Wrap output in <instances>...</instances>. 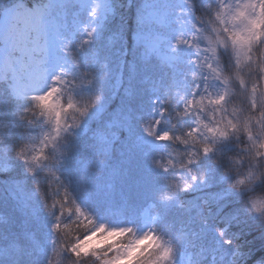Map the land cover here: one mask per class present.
I'll return each mask as SVG.
<instances>
[{"label":"trees","instance_id":"trees-1","mask_svg":"<svg viewBox=\"0 0 264 264\" xmlns=\"http://www.w3.org/2000/svg\"><path fill=\"white\" fill-rule=\"evenodd\" d=\"M10 1L0 0V11ZM108 1L110 13L94 34L76 25L61 28L49 51L62 66L60 77L46 87L48 104L40 103L39 96L16 98L8 83L0 81V264H74L60 247L69 240L65 225L71 211H49L53 186L72 196L76 210L84 206L106 222L132 223L135 229L149 209L157 218L158 238L151 248L141 247L132 264H173L184 249L191 254L189 264H264V199L251 195L264 187V173L252 163L264 143V126L252 119L236 66L226 107L241 135L214 141L218 163L192 162L194 142L184 144L185 150L181 145L188 141L184 132L193 126L195 114L189 118L178 112L181 96L202 83L204 75L182 47L168 66L155 55L145 57L137 38L157 36L170 45L180 22L194 33L193 11L186 13L175 0ZM155 2L165 5L164 22L146 18L151 7L145 5ZM65 6L55 7L56 18L65 17ZM259 43L248 37L234 49L241 59L238 75L249 85L264 64ZM156 99L166 110L163 118L152 112ZM52 105L70 130L61 158L43 145L44 107ZM152 118L162 119L159 128L170 130L174 139L142 150V130ZM246 127L252 129V141ZM103 149L110 160L97 170L91 157ZM165 160H175L178 170L162 174ZM222 169L227 170L222 174ZM245 171L243 183H233ZM164 242L169 243L167 259Z\"/></svg>","mask_w":264,"mask_h":264},{"label":"rangeland","instance_id":"rangeland-1","mask_svg":"<svg viewBox=\"0 0 264 264\" xmlns=\"http://www.w3.org/2000/svg\"><path fill=\"white\" fill-rule=\"evenodd\" d=\"M29 0H11L9 5L0 11V81L8 83L10 91L20 99L36 98L47 85L61 75L62 61L59 58L50 56V48L57 43V36L60 30L67 25H76L82 30L91 32L99 28L101 23L110 13L108 0H32L30 7L26 10L25 3ZM177 4L186 13H192L190 0H175ZM66 3V15L64 18L57 19L53 16V5L60 8ZM262 0H231V14L226 18L223 27L228 32L229 37L242 41L252 40L261 41L264 39V31L260 28V18L264 12L261 11L260 4ZM165 5L155 2L153 5L146 4L145 7H151L147 10L146 18L151 22H164L166 20L167 10ZM34 13V19H26L23 14ZM255 21V24H253ZM194 33H188L184 23H179L174 32V42L170 45L162 44L159 37H138L141 42L144 56L160 57L165 63L171 65L176 59V52L180 47L183 48L187 59L200 66V57L197 51L192 47L193 41L190 39ZM215 91L212 87V93ZM152 105V112L159 116L162 110V104ZM55 106L44 107L45 127L43 132V145L50 148L59 158L64 152V140L70 132L65 127L60 114ZM152 118L143 128L140 137V146L142 150L154 149L158 141L146 134L145 129L158 132L167 131L161 129ZM110 160L107 150H100L99 153L91 157V161L97 170H101ZM84 213L95 216L101 221L102 217L94 215L87 207H80ZM146 209L141 213L140 226L135 229L132 223L115 224L107 222L114 228L131 229L130 233L133 242L146 237H151L152 241L157 240L155 223L157 218ZM51 240H54L53 231L50 232ZM162 253H169V243L162 244ZM123 258V257H121ZM191 254L184 249L178 259L173 264H189ZM252 264H262L254 262Z\"/></svg>","mask_w":264,"mask_h":264},{"label":"clouds","instance_id":"clouds-1","mask_svg":"<svg viewBox=\"0 0 264 264\" xmlns=\"http://www.w3.org/2000/svg\"><path fill=\"white\" fill-rule=\"evenodd\" d=\"M262 3H264V0H262ZM230 4L231 0H192L191 3L193 10L191 27L194 35L190 39L193 41L192 47L200 57V72L208 77L210 87L214 86L213 95L224 92L223 85L217 83L215 79L217 73H219L221 78H227L230 82L236 66L232 40L229 39L228 32L223 27L224 21L231 14ZM259 48L264 50V39H261ZM260 75L264 74L259 73ZM192 90L194 91L195 88L193 87ZM37 99L42 104H48L50 100L48 90H44ZM218 116L221 120L230 119L235 122L236 119L234 114L228 111L227 107ZM208 119H211V117L209 116ZM195 125L196 121L194 120L191 127ZM189 128L184 132V136L188 138V141H183L181 150H185L184 144L189 141L194 142L196 157H189L192 162L202 163L205 160H212L213 163H218L213 159L214 141L208 136V133L202 130L200 136H203L204 139L199 137L191 139L186 135ZM240 135L239 131L230 132L229 137L238 139ZM170 142L171 140L167 144ZM206 146L212 149L207 155L203 152ZM260 147L261 151L258 157L252 163L260 169L261 173H264V143H261ZM187 150L191 151V148ZM16 151L18 152L19 149ZM17 159L24 163L22 157H17ZM229 160H231V157H229ZM178 168L179 165L176 164L175 160H165L160 165L159 170L162 174L169 175L176 172ZM226 170L222 169V174ZM244 175H246V171L244 174L236 176L233 183H243ZM50 195L51 205L49 206V211H52L53 208L61 209L66 213L71 211V215L68 216V222L65 225L68 230L69 240L66 244H61L60 247L64 250V254L69 258L70 262H74V264H83L84 260H87L88 264H132L133 258L140 252L141 247L147 245L148 248H151L154 243L151 237L133 242L130 235L131 229L127 231L117 229L106 221L97 219L95 216L86 213L81 215L76 210L77 205L73 202L72 196L66 190L53 186L50 189ZM251 195L253 199H264V187L253 191ZM54 219H59V217H54ZM54 230L63 231L61 229ZM140 254L141 256L144 255L143 253ZM164 258H168L167 254H165ZM140 264H144V262L141 261Z\"/></svg>","mask_w":264,"mask_h":264},{"label":"snow or ice","instance_id":"snow-or-ice-1","mask_svg":"<svg viewBox=\"0 0 264 264\" xmlns=\"http://www.w3.org/2000/svg\"><path fill=\"white\" fill-rule=\"evenodd\" d=\"M261 11L264 12V3L260 4ZM255 24V21H253ZM247 41H242L237 37V39L232 40L234 49L243 47ZM178 59V58H177ZM241 68V59L239 54L236 55V75L239 82L240 89L246 94L248 110L252 114V119L256 123L264 126V75H260L258 80L251 85H249L243 78L239 77V69ZM259 72L264 74V64L259 68ZM217 83H220L224 87V92L222 94L213 95L209 91L210 83L207 76L202 78V83L198 82L194 85L195 90L189 91L186 95L181 96L182 107L178 112V115L183 117H192L194 114L200 113L210 116L211 119L205 120L202 115H195L196 125L189 128L186 135L195 139L201 135V131H206L208 136L215 140H227L229 138L230 132H238L239 124L238 122H233L230 119L221 120L218 114L225 110L226 105L229 103L230 98V82L227 78H221L219 73L215 77ZM153 103H158V101H153ZM159 103H163L159 101ZM166 110H160L159 116L163 118L166 115ZM234 114V113H233ZM258 114V115H257ZM161 120H156L155 124L160 125ZM145 132L150 137H153L158 142H169L174 139L170 130L158 132V128L153 131L151 129H145ZM245 133L250 141L253 140L251 127L245 128ZM212 151L210 147H205L203 149L204 154H209ZM191 162V161H190ZM81 215H85L82 209H77Z\"/></svg>","mask_w":264,"mask_h":264},{"label":"bare ground","instance_id":"bare-ground-1","mask_svg":"<svg viewBox=\"0 0 264 264\" xmlns=\"http://www.w3.org/2000/svg\"><path fill=\"white\" fill-rule=\"evenodd\" d=\"M26 10H27V8H26ZM23 16L26 19H34V17H36V15L34 13L23 14Z\"/></svg>","mask_w":264,"mask_h":264}]
</instances>
